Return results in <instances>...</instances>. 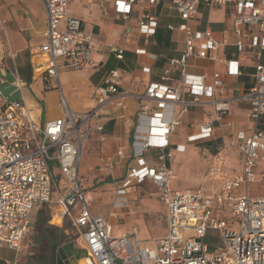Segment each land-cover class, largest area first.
<instances>
[{
  "label": "built area",
  "instance_id": "2783aa9c",
  "mask_svg": "<svg viewBox=\"0 0 264 264\" xmlns=\"http://www.w3.org/2000/svg\"><path fill=\"white\" fill-rule=\"evenodd\" d=\"M45 14L43 42L38 46L42 57L36 63L40 75L58 80L61 68L88 70L100 67L112 53L117 61L123 59L118 45L105 47L87 33L79 18L68 14V6L80 0H39ZM161 0H115L114 9L127 19L134 4L156 5ZM98 2L103 14L104 0H87L86 6ZM204 3L211 10L226 6L233 9V45L238 52L253 50L254 83L243 94L218 97L224 83L214 71L209 77L188 72L191 61H217V51L224 40L218 39L206 27L194 29L198 5ZM180 23L168 25L169 30L182 33L183 45L178 56L167 59L160 81L149 82L142 91L121 89L119 67L109 68L101 83L94 88V105L84 111H72L60 98L62 115L40 120L35 110L23 97L8 100L0 92V250L15 251L7 264H18L23 240L30 231L35 214L42 206H54L52 217L72 220L91 264H264V195L252 194L249 185L256 181V166L264 158V131L259 122L264 116V0H171ZM157 19L142 10L132 31L148 38L155 34ZM5 33V21L0 18V37ZM137 55L146 54L136 48ZM155 58V55L148 54ZM6 56L11 57L9 50ZM228 75L241 74L235 60L221 58ZM143 71L150 72L149 66ZM12 83L22 95L23 82ZM0 78V83H4ZM137 102L131 156L133 164L126 170L116 189L119 199H125L126 190L149 182L153 195L163 207L166 232L148 246L131 229L114 234L112 225L101 214L93 213L92 195L79 172L84 144L95 136L103 153L105 140L103 125L93 122L108 105L125 108V101ZM232 101L249 105L251 125L248 129H234L227 118ZM194 108H206L204 122H190V142L214 137V123L223 124L229 131L213 155H199L208 163L207 177L215 183L210 191L202 186L175 189L176 178L167 160L173 157L171 137L183 126V115ZM197 128L196 131H193ZM177 151L184 149L176 145ZM157 154L153 162L146 159L149 151ZM239 154L240 170L227 165L229 151ZM116 155L123 156L122 151ZM100 165L112 170L113 165L103 155ZM264 177V173H261ZM54 193V197H53ZM126 201H120L123 206ZM113 215L117 216L116 213ZM209 230L219 233L220 244L208 250L204 238Z\"/></svg>",
  "mask_w": 264,
  "mask_h": 264
},
{
  "label": "crops",
  "instance_id": "0c3cea01",
  "mask_svg": "<svg viewBox=\"0 0 264 264\" xmlns=\"http://www.w3.org/2000/svg\"><path fill=\"white\" fill-rule=\"evenodd\" d=\"M35 1L37 2L35 3L36 5H34L32 0H0V18L6 21L5 33L0 37V47L2 49L0 67L4 66L8 70L15 71L18 78L23 82V85L29 86L27 89L29 95L24 94L23 87L21 97L35 110V115L42 121L62 115V108L59 105L60 98H63L68 108L72 111H84L92 107L94 105V88L101 83L106 71L112 67L117 66L121 70L119 78V87L121 89L142 91L149 82L160 81V74L167 59L178 56L182 49V33L177 29L171 31L167 28L168 25L177 26L181 21L177 11L171 5V0H161L160 3L151 6L134 4L127 19H122L115 12V0H104V8L107 11L106 15L103 14V10L100 8L98 2H93L86 6L87 0H80L79 2L69 4L68 14L79 18L82 28L91 34L95 40L100 42L105 49L108 45H118L122 48L123 59L117 61L114 55L107 51L106 61L98 68L88 70L61 68L58 72L57 81L54 78L45 79L44 75H40L39 70H36L38 69L36 63L42 59L38 55V46L44 40L41 34L46 26L45 14L40 1ZM142 10L149 12L157 19L156 32L148 38L146 43L143 37L134 31L130 33V36L125 35L135 24ZM166 15H171L170 19H174L176 22H162L161 18ZM232 17V8L221 6L209 10L204 3H200L197 14L192 21L194 29L208 27L218 39L225 41L217 51V61L212 62L207 59L194 60L191 61L188 68V72L195 75L207 74L209 77L205 80L206 84H211L212 79L210 75L214 71H217L224 83L223 93L218 95V97H233L246 93L254 83L253 73L254 64L257 61L256 54L253 50L236 51L233 45L234 35L231 31ZM136 48L144 49L146 54L137 55L135 53ZM8 49L12 54L9 59L5 57ZM148 54L155 55V58L150 57ZM221 58L235 60L241 74L228 75L226 65L219 61ZM259 60L264 63V51L261 52ZM9 62L10 65L8 64ZM147 66H149L150 72L143 71V67ZM41 80L43 81L42 85L40 83ZM136 108L137 102L134 99H127L125 101V108L122 109L108 105L103 113L94 119L93 122L103 125L105 137L102 143L103 153H100L98 149L99 143L95 136L87 140L83 147L79 165L81 175L88 152L89 154H96L98 160L95 167L97 166L99 171L106 174L113 175V161L116 157L126 159V170L133 164L131 137L134 126L132 125L127 136L124 133L130 127V119L135 115ZM206 110V108H194L183 115V126L179 127L171 137L170 147L173 149V157L182 156L192 149H195L198 157L200 154L206 156L213 155L221 141L227 138L231 130L229 131L223 124L214 123V137L195 142L187 140V135L192 131L188 124L190 122L206 121ZM227 118L233 122L234 129H248L251 125L248 103L232 101ZM258 127L264 131V116L261 118ZM196 130L197 128L193 129V131ZM120 133L123 135L121 138L119 136ZM176 145H183L184 149L177 151ZM112 146H120L116 151L120 149L123 156H117L116 151L113 156H110L108 150ZM123 151L126 152V157ZM101 155L112 163V170L104 169L100 165L99 158ZM155 155L154 150L149 151L146 157L148 162H153ZM202 162L208 167L207 162ZM167 164L175 174L176 178L173 181H176L177 175L175 172L178 171V165L177 167L173 166L170 159ZM258 164L256 166V181L264 178L261 176V173H264V171L257 169ZM227 165L235 172L240 170L239 154L236 150L229 151ZM114 178L121 179L122 177H112V179ZM203 181L207 183L206 186H202L205 191H210L215 186V183L208 179L207 171L203 176ZM128 189L126 190V195H130V189ZM119 208L121 209V207ZM107 220L112 225L114 234L119 235L125 232L115 228V224L109 219ZM78 248L83 249L82 247ZM9 261L5 260V263L7 264Z\"/></svg>",
  "mask_w": 264,
  "mask_h": 264
},
{
  "label": "rangeland",
  "instance_id": "374dc122",
  "mask_svg": "<svg viewBox=\"0 0 264 264\" xmlns=\"http://www.w3.org/2000/svg\"><path fill=\"white\" fill-rule=\"evenodd\" d=\"M32 2L34 5L37 3L35 0H32ZM170 16L171 15L163 16L161 18L162 22H176V20L170 19ZM1 56L2 49L0 47V59ZM7 59H9V57ZM8 64L10 65V62ZM0 78L5 81L4 83H0V92L3 97L8 100L21 98L20 91L12 84L16 79L13 70H8L4 66H1ZM42 82L43 81L41 80V85ZM23 87L25 91L24 94L29 95L27 90L29 86L27 87V85H24ZM134 118L135 116L131 117L130 127L124 133L126 134L125 136L129 134V131L132 128ZM119 136L120 138L123 137L122 133H120ZM118 148H120V146L110 147L108 154L113 156L114 152ZM155 154H157L156 151ZM124 155L126 157V152H124ZM97 160L98 157L95 153L89 154L88 152L84 168L81 171L85 185L89 187L93 198L91 206L92 212L104 215L115 224V228L122 231L136 229L138 238L145 240L148 246H152V240L157 239L166 232L165 223L162 217L163 207L156 201L152 194L154 187L149 182L133 185L129 188L130 195L125 196V199H119L116 194V189L120 179H112V177H123L125 175L126 159L118 157L114 158L113 175L99 171L98 167H95ZM167 162L169 163V160H167ZM170 162L175 167L178 165V171L175 172L177 180L173 181V187L185 189L207 185V183L203 181V176L207 171V166L199 159L195 149L187 151L182 156L172 157ZM258 162L259 166L257 169L264 171V158ZM249 189L252 194H264V178H260L256 182L250 184ZM123 200L126 201V203H124L120 209V204H118V202ZM53 211L54 206L51 205V207H48L47 204L37 210L32 227L23 240L21 251L18 256V264H22L28 260H36L35 256L39 254L38 251L49 241H55V244L58 247H61L69 242H72L75 247H81L79 246L77 231L72 224V220L64 218L60 221L57 217H52ZM113 213H116L117 216L113 215ZM204 242L208 245V250L213 251L220 244L218 231L209 230L204 238ZM14 257V250L7 248L0 250V264H6L5 260H12ZM39 257L42 256L39 255Z\"/></svg>",
  "mask_w": 264,
  "mask_h": 264
},
{
  "label": "water",
  "instance_id": "95a60500",
  "mask_svg": "<svg viewBox=\"0 0 264 264\" xmlns=\"http://www.w3.org/2000/svg\"><path fill=\"white\" fill-rule=\"evenodd\" d=\"M58 253V264H80L82 256L86 255L84 249L74 247L72 242L59 247Z\"/></svg>",
  "mask_w": 264,
  "mask_h": 264
},
{
  "label": "flooded vegetation",
  "instance_id": "af4514ba",
  "mask_svg": "<svg viewBox=\"0 0 264 264\" xmlns=\"http://www.w3.org/2000/svg\"><path fill=\"white\" fill-rule=\"evenodd\" d=\"M58 248L55 241H49L38 251L39 254L35 256L36 260H28L22 264H58ZM39 255L42 257H39Z\"/></svg>",
  "mask_w": 264,
  "mask_h": 264
},
{
  "label": "bare ground",
  "instance_id": "6f19581e",
  "mask_svg": "<svg viewBox=\"0 0 264 264\" xmlns=\"http://www.w3.org/2000/svg\"><path fill=\"white\" fill-rule=\"evenodd\" d=\"M38 70V69H36ZM37 74V73H36ZM64 260V259H63ZM78 264V263H77ZM80 264H91L89 258L87 256H82Z\"/></svg>",
  "mask_w": 264,
  "mask_h": 264
}]
</instances>
